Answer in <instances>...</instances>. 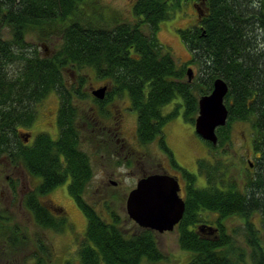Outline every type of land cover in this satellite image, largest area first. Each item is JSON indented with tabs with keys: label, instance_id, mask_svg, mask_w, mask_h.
<instances>
[{
	"label": "trees",
	"instance_id": "1",
	"mask_svg": "<svg viewBox=\"0 0 264 264\" xmlns=\"http://www.w3.org/2000/svg\"><path fill=\"white\" fill-rule=\"evenodd\" d=\"M191 1L135 0L124 18L117 13L108 18L99 0H0V157L21 162L31 176L40 177L23 203L39 228L63 232L68 226L63 213L53 217L38 201L67 183L68 194L87 221L77 245V264H159L164 260L156 233L135 227L134 232L124 234L115 214L107 222L82 197L91 168L87 155L79 149L80 135L73 126L79 110L72 107L62 83L64 71L78 74L84 68L112 85L108 97L127 94L137 115V139L143 145L160 136L164 146L162 128L180 108L176 104L172 113H163L173 100L182 99L183 118L193 124L198 98L211 92L215 79L227 83V123L216 130L215 146L205 143L210 149H222L229 145L231 123H248L254 161L247 166L252 173L239 191L231 185H218L224 183L219 162L197 161L198 174L206 181L199 188L196 175L183 170L187 195L183 217L175 228L177 244L188 253V264H245V250L236 240V230L226 226L227 220L238 217L243 221L241 231L251 263L264 264V0H199L208 7L200 28L180 30L179 34L192 59L194 55L203 58L209 74L205 72L204 78L189 84L185 67L177 66L156 34L161 22ZM33 34L53 44L51 55H43L41 46L39 52L27 42ZM77 79L85 81L81 75ZM52 91L60 96L59 122L67 113L71 124L60 131L57 140L40 133L31 147L7 152V147L20 145L15 126L28 127L35 117L27 110L29 103L42 101ZM74 96L83 95L75 92ZM204 162L208 167L201 170ZM203 213L217 215L216 221H207ZM255 218L260 228L254 225ZM196 222L215 226L218 239L203 238ZM11 223L0 213V257L27 243L22 229ZM35 244L36 264L44 263L48 248L41 240Z\"/></svg>",
	"mask_w": 264,
	"mask_h": 264
},
{
	"label": "rangeland",
	"instance_id": "2",
	"mask_svg": "<svg viewBox=\"0 0 264 264\" xmlns=\"http://www.w3.org/2000/svg\"><path fill=\"white\" fill-rule=\"evenodd\" d=\"M133 1L135 0H99V3L103 7L102 12L106 17L109 18L114 13H117L120 17L124 18L130 13ZM187 6L185 5L184 9H187ZM182 12V10H177L172 13V17L169 20L161 22L156 37L164 49L172 54L177 66L185 67V78H188L187 70H192L191 80L195 82L196 80L204 78L206 76L205 72H207V74L209 73L206 67L203 68V61L201 60L203 58L196 55H194V65L190 66L185 63V61L189 59L188 54L191 53L182 41L179 31L183 30L184 26L187 24V20L193 17V10L187 9L186 18H184ZM143 31L148 33V30L145 27L143 28ZM2 33L5 35V38L9 37L8 31L5 29ZM260 38L259 42L263 44V41ZM27 42L32 47H38V51L42 52V49L40 48L42 41L39 40L36 34L28 37ZM50 50H53V46H51ZM79 75L85 78V88H94L98 84L106 81L103 79H97L90 68H84L78 74L76 72H71L70 70L63 72L65 82H73V80L78 81L77 78ZM85 88H83L85 92H88L89 89ZM52 92L42 100L43 106L38 108V113L32 123L33 126L28 127L32 136L36 137L41 131V133H43V130L46 129V127H49L47 125V117L51 111L55 110L57 103L56 96L55 94H52ZM195 94L198 95V93ZM81 100L84 101V99ZM178 100L179 98L173 100L169 105L164 107L163 113H172L174 109H176L174 104L176 102L180 103ZM179 106L182 107L181 105ZM179 109L180 108L177 109L178 115L169 120L162 128L165 142L175 152V161L179 167L196 175L195 185L199 188L201 186H206V181L204 176H201L198 174L199 172L195 171L197 161L202 159L207 162L209 161L212 164L219 162L221 163V171L223 172L222 179H224V183L218 185H223V188L227 185H231L235 189L243 191L247 182V177L252 173V171L249 170L247 163L248 161H254L253 151L251 149L252 136L249 124L241 121L231 123L229 129V145L222 149H211L212 151L210 152L207 151L210 150L209 146H207V144L198 137L194 131L195 120L192 124L187 119H184L182 109L180 111ZM196 116L194 118H196ZM18 133L19 131L16 132V134ZM120 133L121 138H123L124 142L127 144L126 151L123 152L113 150L110 147L103 148L96 146L94 143L88 142L87 140L85 141L81 137L80 140H83L84 143L79 144V149L87 155L91 168V179L82 197L86 203L92 206L107 222L112 221L111 213L115 214V216L121 221L123 233L129 235L134 232V228L138 226L132 222L126 214L125 203L127 195L135 187L136 180L140 178L141 173L149 172L151 169L149 167H144L141 171L134 163L135 161L133 157H139L140 160L142 158L141 162L146 166L149 165L154 167L156 164H160L164 169L174 175H181V173L176 168H172L168 165L167 156L161 152V149L157 144V141L160 140V136L157 137L155 141L148 143L147 148H138L143 149V151L135 153L136 156L131 155L130 157L127 155V152L132 150L130 146L135 145L137 138V115L135 111H130L129 114L126 115ZM14 140L17 141V139ZM126 155L130 158L129 160L132 165L128 161V163L125 164L124 157ZM2 158L3 156L0 157V159ZM206 167H208V165L204 162V165L202 166L203 169L201 170H204ZM34 181L35 180L32 179L30 180L29 186L31 190H33L39 182L38 179H36L35 182ZM188 183L193 184L191 181H188ZM4 184L6 185L7 182H4ZM47 198L54 201L63 209V215L67 218L68 226L63 229V232H57L54 229L37 227L29 228V225H33L32 220L30 218L27 220L21 212H16L17 214H15L14 218H18V220H14L24 226V228L21 229L27 243L22 248L14 250L13 252L9 251L7 255L0 257V264H36V259L33 257L34 252L36 251V240H41L48 248L46 252L47 257L44 255V263L41 264H64L68 261L72 264H77V245L80 242L82 235L85 233L87 225L86 218L81 210L78 209L72 197L68 194L67 183L54 189ZM203 215L207 221L212 223L217 219V215L215 214L203 213ZM253 222L257 228H260L257 218L253 219ZM242 224L243 221L238 217H232L226 221L227 228L236 230V240L245 250L246 257L244 258V261L247 264H252L249 257L250 249L247 247L242 235ZM155 240L158 248L164 256V260L159 264H188L189 255L179 249L175 230L163 234L156 233ZM51 258L52 261L50 260ZM142 264L151 263L143 261Z\"/></svg>",
	"mask_w": 264,
	"mask_h": 264
},
{
	"label": "flooded vegetation",
	"instance_id": "3",
	"mask_svg": "<svg viewBox=\"0 0 264 264\" xmlns=\"http://www.w3.org/2000/svg\"><path fill=\"white\" fill-rule=\"evenodd\" d=\"M185 5L187 6V9L193 10V17L187 20L186 22L187 24L186 26H184V29H188L190 31L195 32L196 30L200 28L201 23L207 16V13H208L207 4L203 1L194 0L191 2L185 3ZM187 9H184V8L182 9L183 11L182 15L184 16V18H186ZM40 46L43 48V55L49 56L52 54L53 50H50L51 46H53L52 43L42 42ZM188 55H189L188 56L189 59L185 61V63L192 66L194 65L193 64L194 60L192 59L190 54ZM84 83L85 81L79 82V81H74V80L73 82L64 81L62 83L64 86V92L66 94H70V97H71L70 102L73 103L72 107L77 108L79 110V117L74 122V125L72 124L74 127L77 128V131L79 132V135H80L79 144L84 143L83 140H80L82 137L85 141L87 140L88 142H92L96 146H99V147H103V148L110 147L113 150H116V151L119 150L120 152L126 151L127 144L124 142V139L121 138L120 129L122 128L123 120L126 117V115L129 114L130 111H133L127 94L125 93H122L121 95L114 94L113 96L108 97V95L112 91V85L107 81H104L101 84H98L94 88L93 87L85 88ZM188 83L191 84L193 83V81L188 80ZM73 87H75L76 89L75 91ZM83 88L89 89V91L85 92ZM99 88H106L105 96L103 99H98L92 94L94 90H97ZM75 92H80L83 96L75 97L74 96ZM52 94H55L56 99H57L56 108L54 111H51L48 114V117L46 115L48 119L47 125L49 127H46V129L43 130V133H46L52 139L57 140L60 136V131L65 127L67 128L71 123L69 120L70 117L68 116L67 113L64 116V119L62 118V123L59 122L60 96L57 92H52ZM178 98H179L178 101H180V103L176 102L174 106H176V104L181 105L182 107H180L179 111L182 109V112H183L184 103H182V99L180 97ZM81 99H84V101H82ZM117 104H120V105H117ZM42 106H43L42 101L35 102V103H29V105L27 106V110L34 112L35 117H36V114L38 113V108ZM72 107L70 106V110L73 109ZM35 117L33 118L31 124L28 127L33 126L32 123ZM15 127H16V132L19 131V133L16 134V137L19 140L20 145L14 144L10 147H7L8 149L7 152L13 149H17V151H19L20 149L31 147L32 143L34 142L35 136L31 135V133L29 132L30 129H28V127H24L20 124ZM88 137L90 139H87ZM159 138L160 140L157 141V144L160 147L161 152H163L165 156H167L168 165H170L172 168H176L177 170H179L181 175L172 174L168 170L164 169L163 166L160 164L154 163L156 164L154 167L149 166V165L146 166L144 165L143 162H141L142 158L140 160L139 157L138 158L133 157L135 161L134 163L136 164L137 168H140L141 171L144 167L151 168L149 172L141 173L140 178L136 180V184L140 179L148 177L150 175L165 174V175L172 176L176 178L179 183V186H180L179 196L185 203V199L187 195V187H186L187 184L185 182V179L182 176L183 170L185 169L179 167V165L176 163L175 161L176 156H174L175 152L171 149L169 145L166 144L164 136H163L164 146L160 145L159 141H161V137ZM147 146L148 145H143L139 143L138 139L136 138L135 145L130 146L133 151L130 149L131 151L130 152L128 151L127 155L130 157L131 155L136 156L135 153H139L143 151V149H138V148H141V147L147 148ZM207 151L211 152L212 150L210 149ZM127 155L124 157L125 164L129 162L132 165L131 161L129 160L130 158ZM195 171L198 172L197 167ZM31 179L35 181L36 179H38L40 181V177L38 178V177L31 176L21 162L10 161L8 160V157L6 155H4L2 159H0V213H2L3 218L12 220L11 224L13 227L24 228L23 225L19 224L18 222L14 220V219L18 220V218H14L15 214H17L16 212H21V214L27 220L30 218L29 213L23 207V203H24V199L27 197V195L31 191L30 186H29ZM1 181H2V184H1ZM4 182H7V184L5 185ZM13 186L15 187V192H13V188H14ZM49 194L39 197L38 201L43 205V207H45V209L53 217H58L60 216L59 214L63 213V209L58 204H56L54 201L47 198ZM177 225H175L174 228H177ZM199 226H201V224L196 222L195 227L198 228ZM30 227L39 228L36 225H29V228ZM208 227L214 228L215 226L210 224V226L208 225Z\"/></svg>",
	"mask_w": 264,
	"mask_h": 264
},
{
	"label": "water",
	"instance_id": "4",
	"mask_svg": "<svg viewBox=\"0 0 264 264\" xmlns=\"http://www.w3.org/2000/svg\"><path fill=\"white\" fill-rule=\"evenodd\" d=\"M192 71L187 70L188 80ZM106 88L92 92L93 96L103 99ZM228 92L227 83L217 78L212 90L198 100V114L194 122V131L202 140L216 145V130L224 127L228 120V110L224 99ZM180 186L176 178L155 174L140 179L126 199L125 210L128 218L138 227L157 234L174 231L183 217L185 203L179 196ZM198 233L205 239H218L217 228L201 225Z\"/></svg>",
	"mask_w": 264,
	"mask_h": 264
}]
</instances>
